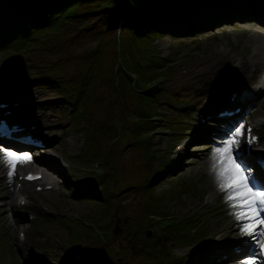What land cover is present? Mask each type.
Instances as JSON below:
<instances>
[{
	"label": "rangeland",
	"instance_id": "obj_1",
	"mask_svg": "<svg viewBox=\"0 0 264 264\" xmlns=\"http://www.w3.org/2000/svg\"><path fill=\"white\" fill-rule=\"evenodd\" d=\"M261 8H255L257 13ZM247 24L226 23L196 36H159L152 42L142 39L135 43L126 31L120 48L119 29L106 33L104 24L99 25L101 31L94 29L89 33L87 28L69 26L68 31L46 34L44 41L51 45L50 50L33 52L32 65H41V69L37 68L39 72L28 68L31 59L26 68L13 72L3 66L7 54L0 53V97H8V100L0 98L1 101L11 100L13 107L15 102L21 99L29 102L33 97L39 118L36 115L38 120L27 121L38 127L47 140V150L34 151L41 161L31 160L32 166L22 164L23 174L46 170L55 181L51 190L44 191L34 189L35 183L29 182L24 190L30 194V202L19 207L10 199L7 188L10 183L16 185L24 179L21 174H14L10 180L0 169V264H28L30 258L41 256L48 258L47 264H67L63 252L66 259L69 253L61 243L82 256L103 247L114 256L116 264H223L245 260L249 254L255 255L261 264L258 244L241 235V222L225 209V194L216 186L217 181H212L216 174L211 161L215 150L231 138L240 124L245 129L253 119V112L254 119L260 122L256 132L264 148V107L259 105V102L264 105L261 99L264 91L259 87L264 63L258 66L251 61L249 66L240 68L239 74L224 70L212 81L213 65L229 59L241 62V56L248 51L251 59L257 46L249 41ZM259 25L264 29V23ZM44 41L37 43L38 49L45 48ZM151 44L162 57H168L163 62L171 73L168 79L155 84L156 87L161 84L167 91L156 102L159 116L153 120L152 129L142 120L141 101L129 92L124 98L118 94L117 90H127L128 75L125 70H114L117 63L130 69L126 60L129 51L134 47L135 53L142 50L141 55H145ZM88 68L93 73L101 71L102 75L91 82L90 94L85 90L89 95L87 102L78 110L83 113L82 126L74 123L71 127L70 114L57 100V93L40 81H33L31 74L37 78L54 72L69 78L70 83H78L84 78L81 71ZM223 75L233 79L227 90H223L227 85H222ZM116 79L121 83L115 82ZM237 89L240 92L235 93L248 94L250 101L229 104L231 109L237 106L242 109L235 122H214L218 115L212 109L204 115L203 126L194 129V116L190 112L197 110L194 114L198 117L210 101L213 104L219 91L232 94ZM75 104L67 105L69 113L78 108ZM93 139L97 149L90 146ZM237 150L235 155L242 160L244 156H238ZM206 151L213 154L204 159ZM52 157H58L59 162L52 161ZM43 159L56 163L57 167L43 163ZM250 168L252 182L261 183L259 171ZM93 177L100 182L94 188L95 195L89 191ZM100 190L104 197L99 201L95 197ZM208 201L211 207L204 205ZM118 217L122 219L123 230L113 234ZM21 232H25L24 241L19 238ZM165 244L171 247L169 256ZM235 245L243 248L242 254L233 252ZM86 246V252L82 251Z\"/></svg>",
	"mask_w": 264,
	"mask_h": 264
},
{
	"label": "trees",
	"instance_id": "obj_2",
	"mask_svg": "<svg viewBox=\"0 0 264 264\" xmlns=\"http://www.w3.org/2000/svg\"><path fill=\"white\" fill-rule=\"evenodd\" d=\"M261 7H264V0H0V52H7L8 57L3 66L10 67L13 72L25 68L29 59L31 62L28 67L37 70L38 65H32L33 61L35 63L33 52L50 50L51 45L44 41L46 34L61 29H64L63 32L68 31L69 26H78L80 30L87 28V32L91 33L94 29L101 31L105 24L106 33L121 30L118 35L120 41L128 31L131 33L129 38L134 43L142 39L152 42L159 36L182 37L211 30L240 13L253 12L256 11L255 8ZM40 40L45 43L43 49L37 48ZM135 50L133 47L126 57L130 64V69H127V90L117 91L123 98L129 92L141 101V117L147 123L158 114L156 102L159 100L154 95L157 94L159 98L163 96L158 89L152 88L157 81L171 73L167 71L168 66L152 44L146 49L145 55H141L142 50L138 51H141L140 54L135 53ZM41 67L40 65L39 68ZM81 73L84 78L79 79L78 83H70L69 78L54 72L51 73L52 76L43 75L35 79L31 75V79L51 88L57 93V99L63 98L65 102H71L81 99L82 87L79 86H85V89L88 86L89 93L92 89L91 82L102 75L101 71L93 73L89 68ZM76 112L74 120L80 125L83 123V113ZM95 146L96 143L93 144ZM97 182L93 178L90 183L89 191L92 195L97 192L94 189ZM103 197L99 193L95 198Z\"/></svg>",
	"mask_w": 264,
	"mask_h": 264
},
{
	"label": "snow or ice",
	"instance_id": "obj_3",
	"mask_svg": "<svg viewBox=\"0 0 264 264\" xmlns=\"http://www.w3.org/2000/svg\"><path fill=\"white\" fill-rule=\"evenodd\" d=\"M244 134V126L240 125L231 134V138L225 141L224 146L215 150L220 167L217 169L214 166L213 171L216 173L220 191L225 193V199L235 209V218L241 222V235L252 238L259 245L260 255L264 256V215H262L264 191L254 190L250 166L246 167L235 155ZM254 139L255 137H250L248 143H252ZM2 159L9 168L8 177L11 180L17 164L30 162L31 156L27 153L18 154L5 150ZM38 178L31 174L27 177L29 180ZM242 264H259V262L253 255L245 259Z\"/></svg>",
	"mask_w": 264,
	"mask_h": 264
},
{
	"label": "bare ground",
	"instance_id": "obj_4",
	"mask_svg": "<svg viewBox=\"0 0 264 264\" xmlns=\"http://www.w3.org/2000/svg\"><path fill=\"white\" fill-rule=\"evenodd\" d=\"M257 21L259 22V20H257ZM258 22H256V21H248V24H247V26L249 28V31H250L249 41L250 42H253L254 41L255 44H256V46H257L252 51V57H251V59L248 58V56H249V51H248L245 55L241 56V62H238L237 60H234V59H229V60H226V61H224L222 63H218V64L213 65L212 66V81H213V79L216 78L215 76L217 74H219L221 72L223 73L224 70L231 71L234 74H239L240 68L242 66H246V67L249 66L251 61L255 62L258 66L263 65V63H264V29L259 25V24H262V23H258ZM220 77H222L224 79V83H226L228 81H231V82L233 81V79H231L230 77H228L226 75H223V76H220ZM230 86H231L230 84L225 85V89H227ZM262 91H264V88H263ZM246 99H248V98H246ZM246 99H243L241 101L238 100V99H236V101H234V102H239L240 103V102H242V101H244ZM261 99L264 100V94H263V96H262ZM234 102L230 101L229 104H234ZM259 105L264 107V105H262L260 102H259ZM249 113H250V111H249ZM251 114L253 116V119H252L251 123L252 124L254 123L255 125H259L260 122L258 120H256V119H254V117L256 116L255 115V112H253ZM244 118H245V116H243V119ZM24 122H26V121H24ZM26 123H28V122H26ZM242 124H240V125H242ZM223 146H224V144L221 145V147H223ZM5 150H7V148L4 147V146H2V145H0V169H2L3 171H5V174L8 175L9 168L7 167V165L4 163V161L2 159L3 151H5ZM40 150H44V149H40ZM208 152L209 151H206L205 153H203L204 159L206 157H208V156L210 157L213 154V152H211V153H208ZM53 157H55V156H53ZM53 157H52V159H53L52 161H55V162L58 161L59 162V160H58L59 158L58 157H56L57 159L56 158H53ZM213 157H211L213 159V160H211L212 163L214 164V166H217L219 168L220 165L218 163V156H217V154H214ZM254 158H255L254 156H250V157H246V158L245 157H242V160H240V161L242 163H244V165L247 167L249 164H253L254 165ZM40 159L41 158H36L35 160H37L39 162V161H41ZM43 161H44L43 163L48 164L49 166H53L55 168L57 167V166H55L56 163L48 162V161H46V159L45 160L43 159ZM31 163H32L31 161L28 162L29 165H31ZM24 170H25V166H23L22 164H17V167L15 169V174H19V175L20 174H23V171ZM37 172L38 173H41L42 176H43V179H46V180L45 181L44 180H38L36 185H48V186L51 185V186H54L53 184H55V181L53 180L52 175H49L50 174L49 172H47L46 170H41V169L40 170H37ZM27 173H28V171L26 173H24V174L26 175ZM212 177H213L212 181H217L216 174L214 176H212ZM27 184H29V182H26V181H18L16 183V185H14V186H13L12 183H10L9 186H8V188H7L8 190H10V192H9L10 199L14 201V199L16 198V193H15V191H13L11 189L12 187H13V189L15 187H20V188H23L24 187L25 188V186H28ZM252 185L254 186V188L257 189L259 183H258L257 180H255L254 182H252ZM216 186H218V184H216ZM221 193H224V192H221ZM204 205L206 207H211L212 206L209 201L208 202H205ZM205 206H204V208H205ZM225 209L228 212L229 211L232 212V213L235 212V209H233V207H231L230 202H228V201L226 203ZM243 261H244V258H242L241 260L230 261V262L223 263V264H242Z\"/></svg>",
	"mask_w": 264,
	"mask_h": 264
}]
</instances>
